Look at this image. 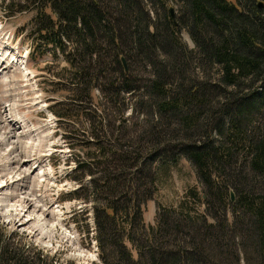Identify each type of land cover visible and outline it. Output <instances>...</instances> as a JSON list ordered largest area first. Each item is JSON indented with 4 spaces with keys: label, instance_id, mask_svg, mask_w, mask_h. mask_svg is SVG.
<instances>
[{
    "label": "trees",
    "instance_id": "1",
    "mask_svg": "<svg viewBox=\"0 0 264 264\" xmlns=\"http://www.w3.org/2000/svg\"><path fill=\"white\" fill-rule=\"evenodd\" d=\"M25 1L36 10L27 39L45 45L31 57L50 47L70 66V86L57 82L72 87L70 105L51 112L70 128L81 120L72 107L102 99L82 113L98 155L79 165L91 177L102 262L264 264V0ZM181 158L206 216L158 206L146 225L157 171ZM13 239L0 227V264H54Z\"/></svg>",
    "mask_w": 264,
    "mask_h": 264
},
{
    "label": "rangeland",
    "instance_id": "2",
    "mask_svg": "<svg viewBox=\"0 0 264 264\" xmlns=\"http://www.w3.org/2000/svg\"><path fill=\"white\" fill-rule=\"evenodd\" d=\"M12 1L14 2V8L8 9L6 5L7 3H5V6L2 7L3 14H8L9 12L11 14L12 12L16 11L18 12L19 9H22L23 11L10 15L6 22V28L15 30V36H18V34L23 35V38L19 42L20 46H27L29 49H32L33 42H31L30 40V42L27 41L25 37L27 32L30 30V27L27 25L34 18L36 10L33 7H30L25 0H8V2L10 3ZM170 8L172 9V13H174L176 8L173 9V6H171ZM46 12L48 13V11ZM23 28L24 33L21 32ZM180 37L182 42L189 49L193 48L194 45L186 31H182ZM43 47L44 46H40L38 50L42 49ZM125 64L127 68L128 61H126ZM69 69L70 66L66 63L63 56L58 53L55 57L52 53H50V50L49 53L45 56L36 57L33 59L29 58L28 70L36 76L38 88L42 92L43 100L48 105L49 113H51L50 108H52L55 103H59L61 105H70V101L72 100L73 94L71 93L72 87L69 86L72 81L68 77L63 76V74H66ZM8 78L11 77L9 76ZM58 79H60L69 86H65L64 84H57ZM4 82H7V79L2 77L0 79V115L2 108L6 105L5 93L8 89V87L4 86ZM70 89L71 91L69 92ZM99 96L100 95L98 93L93 94V107H88V105L86 106L85 104H82L77 107H72L73 109L80 111L78 113L81 120L79 121L73 119V123H68L70 125V128H67L68 125L62 122H60L59 124L57 123L58 134L57 136L52 137L50 139L51 141L53 139V141H56V138H62L63 135L64 138L65 134L73 135L75 134L73 130H78V135L74 139L68 140L66 137L64 138L66 142L70 145L75 160L79 159V161L85 162L87 160L88 155H98L95 145L92 144L93 137L91 135L89 125L87 124L86 120L82 118V113L84 112V109L88 110V108L90 111L95 110V106L99 104L100 100H102ZM30 97L33 98V95L30 94ZM103 106L104 108L106 106V109L111 116V113H113L114 108H111L110 103L108 102ZM87 112L89 113V111ZM124 116L129 120L132 119L130 124L132 125L136 121L137 114H133L131 108L129 107L125 110ZM9 117L11 116L9 115ZM1 124L2 126H0V137H4V135L6 136L8 134L9 136L12 135L8 128L7 120L1 119ZM65 127L67 130L65 129ZM138 128L141 129L142 127ZM23 130L25 129L22 128V131ZM48 130H50V132H48ZM52 131L53 129H44L43 133H51ZM7 154L8 153H6L5 149H3V143L0 144V158L3 157V159L5 160V164L3 163V166L2 164H0V173L5 171L7 172L9 170L10 157ZM79 171L80 172L77 174V178L85 182V184L83 185L85 189H87V184L90 183L91 177L88 173L84 172V170ZM93 175H95L93 179H100V175H98L96 171ZM155 186V194L153 195L152 199L144 205L142 209V217L146 225H155L158 206L161 210L164 211H175L181 207L185 210L189 209L192 213L195 212L197 214H204L206 216L204 207L197 204V200H193V197L195 198L196 195L200 196V194L202 193V188L200 183L198 182L193 167L184 158H181L175 166L160 168L157 171ZM88 193L92 195L89 190ZM15 194V191L9 192L8 196H6L5 199L9 198L10 201H3V209L1 211V215L4 223L10 222L13 218L10 220L7 219L13 217L16 214V212H14V210H10L9 207L10 205H13L14 201L16 200L14 198ZM81 199L85 202H87L88 200V198L84 195H82ZM89 200L91 201V199ZM26 207L31 208L34 207V205L28 203ZM74 221L76 222V224H73ZM66 223L67 226L74 225L76 229H79V221L75 216L70 217L69 215H67ZM0 227L6 233H9L10 235H13L15 237V239H13L12 241L23 243V245H25L26 243V245L30 247V250L32 252L35 251L37 253H41L44 259H54L58 264H101L99 255L96 257L95 253H93L91 250V243H89L88 241L84 244H79L77 242L72 243V239L69 238L71 234L67 235L66 232L62 230L57 229L55 232H53V237H51V240L49 239L46 242V245L49 246L51 244L52 247H56L58 249L53 251L51 249L47 250L43 249L41 246H37V244H34L35 242L33 240L28 239L22 234L9 232V230H7L4 225ZM47 230L49 233H51L48 228L43 229L42 233L45 234ZM27 235L30 238L32 237V234L30 233H27ZM78 254H82L83 256H92L93 260H86V258H80Z\"/></svg>",
    "mask_w": 264,
    "mask_h": 264
},
{
    "label": "bare ground",
    "instance_id": "3",
    "mask_svg": "<svg viewBox=\"0 0 264 264\" xmlns=\"http://www.w3.org/2000/svg\"><path fill=\"white\" fill-rule=\"evenodd\" d=\"M0 59L2 58L0 57ZM15 60L17 64L20 59L15 58ZM16 64H12V66ZM20 68L25 78H27L28 70L23 66ZM1 75L2 68L0 67ZM4 116H6L7 125L11 134L16 129L22 139L24 137H30V139L35 138L26 143L23 141V143L34 144L38 147L39 151L36 152V149H34L30 157L23 156V143H16V138L13 135L9 136L8 134L3 138L8 145L5 151L10 157V164L7 172L0 173V226L4 225L9 232L22 234L28 239L33 240L37 246L53 251L57 248L52 247L51 244L49 246L46 245V242L49 239L51 240L53 232L57 229L62 230L67 235L71 234L73 236H68L72 239V243L77 242L83 244L85 242L87 243V241L91 243V250L97 257L99 255L96 240L97 228L91 205H84L75 201L59 204L60 195L79 190L80 188L78 183L70 180L75 168L72 163L68 164L71 161V151L60 140L57 141V148L59 149H55V143L48 141L40 142V139L43 138L41 136L47 135V133H43L44 129H49L50 127H45L44 125H25L20 119L9 117L8 113ZM22 128L26 130V135H24ZM50 129H53V127ZM40 156H45V158H40ZM53 165H55L54 168ZM12 191L16 192L14 195L16 200L9 207L16 214L7 219L10 220L13 218L10 222L4 223L1 215L3 209L2 204L4 200L10 201L9 198L5 199V197ZM28 203L34 205V207L27 208L26 205ZM67 215L77 217L79 229H76L74 225L67 226ZM45 228H48L51 233L47 230L43 234L42 231ZM27 233L32 234V237H28ZM8 235L10 234L8 233ZM25 248L30 249L26 243ZM78 255L80 258H86V260H93L92 256ZM54 264L58 263L55 261Z\"/></svg>",
    "mask_w": 264,
    "mask_h": 264
},
{
    "label": "water",
    "instance_id": "4",
    "mask_svg": "<svg viewBox=\"0 0 264 264\" xmlns=\"http://www.w3.org/2000/svg\"><path fill=\"white\" fill-rule=\"evenodd\" d=\"M170 12L172 13V10H170ZM120 62H121V65H122L124 71L126 72L127 71V68H126V64H125V59L123 57H121L120 58ZM230 199H231V201L234 200V196H233V193L232 192L230 193Z\"/></svg>",
    "mask_w": 264,
    "mask_h": 264
}]
</instances>
